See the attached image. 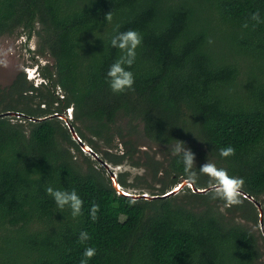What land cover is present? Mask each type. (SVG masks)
I'll use <instances>...</instances> for the list:
<instances>
[{
	"label": "trees",
	"instance_id": "1",
	"mask_svg": "<svg viewBox=\"0 0 264 264\" xmlns=\"http://www.w3.org/2000/svg\"><path fill=\"white\" fill-rule=\"evenodd\" d=\"M257 10L264 17V0H0V37L36 34L37 54L54 62L41 69L39 87L22 72L0 88V114L42 118L71 108V124L97 154L101 142L111 147L116 133L132 136L139 128L159 146L181 141L193 153L198 146L243 178L242 190L263 206L264 23L249 20ZM117 26L143 37L128 69L133 89L120 94L107 83L120 54L110 46ZM65 123L0 117V264H80L88 246L97 250L88 264H264L255 235L234 220L237 213L254 217L252 200L241 195L240 205L227 207L189 187L180 199L121 195ZM226 146L235 149L227 159L219 156ZM129 147L122 154L104 151L102 159L122 165L137 151ZM165 161L162 187L150 195H164L186 178L178 157ZM159 162L129 164L157 171ZM126 175L118 183L134 189ZM201 183L198 174L196 187H207ZM49 184L75 188L83 214L73 219L69 209L57 208ZM81 231L91 237L84 244Z\"/></svg>",
	"mask_w": 264,
	"mask_h": 264
},
{
	"label": "rangeland",
	"instance_id": "2",
	"mask_svg": "<svg viewBox=\"0 0 264 264\" xmlns=\"http://www.w3.org/2000/svg\"><path fill=\"white\" fill-rule=\"evenodd\" d=\"M38 44H39V38L36 34L29 37L28 33L22 30L17 31L12 35H5L0 37V88L1 89H6L7 87H9L13 83L16 76L22 72L26 74L27 78L31 77L32 80L31 82L34 83L35 85L36 82L33 80L35 76L34 70L29 69V72H26L27 68L36 66L37 63L40 65H48V64L49 66L53 65L54 63L53 59L48 53H45L47 55L44 54V56L37 54L36 51L38 49ZM57 91H59V89H57ZM66 115L70 121L73 120V111L71 108L67 109ZM122 124L124 125L122 126ZM65 125L67 126L66 123ZM78 125L81 128H83L81 124ZM126 125H127L126 122L119 124L120 127L122 126L124 128L126 127ZM138 132L137 134H134L132 136H129L126 130L123 132L122 135L116 133V135L114 136L115 139L113 145L111 147H108L104 143L99 142L103 153L104 151H107L109 153L122 154V152H126L130 150L129 143H132L134 146L137 147V151L131 153V155H133L134 157L133 160H127L125 161V163L119 166H115L114 164L109 163L111 171L115 173L116 178L121 173L127 174L125 178H128V181L134 184V189L129 188V189H125V191L135 195H140L142 192H147L144 194H149L150 193L149 189L154 190L156 192L162 187V184H160L159 177L162 176V173L166 165L165 157L171 154L170 151L171 147L159 146L151 142L148 138H146L143 135L142 128H139ZM84 142L88 144L87 141ZM84 153L86 155H89V153L86 152ZM103 153L98 154V156L101 159ZM204 153H205V149L198 148L197 146V150L194 152L196 157L195 165L198 166L202 165L209 159L212 162H214L218 167L217 161L214 160L213 158H210L208 155H205ZM90 157L93 161L95 160L91 155ZM153 160L160 161L159 162L160 169L157 171L155 170L154 166L130 165L134 162L143 161L145 163H149L152 162ZM79 163H83V158H79ZM155 173L157 174L155 175ZM107 176H109V173H107ZM199 178L200 180L203 181L201 185H207L208 177L204 175H199ZM137 184H140L141 186H138ZM186 193H187L186 190H182L176 195V197L180 199L181 197H184ZM221 210L224 213L228 214L230 218L234 215L229 213L226 207H221ZM234 220L255 235V238L259 245V249L261 251L260 261L264 262V236L262 235L261 232L260 222H259V212L257 208L253 218H249L243 214L237 213L234 216Z\"/></svg>",
	"mask_w": 264,
	"mask_h": 264
},
{
	"label": "clouds",
	"instance_id": "3",
	"mask_svg": "<svg viewBox=\"0 0 264 264\" xmlns=\"http://www.w3.org/2000/svg\"><path fill=\"white\" fill-rule=\"evenodd\" d=\"M106 21L109 23L112 20V15L109 13L106 16ZM249 20L253 23V26L264 23V17L261 16L259 10L252 13ZM249 22L245 21L242 28L247 29ZM143 37L136 31L129 29L124 32L119 31V26L115 29V34L110 40V46L119 50L117 59L110 65L107 72V83L111 91L114 94L124 93L132 90L135 78L134 73L129 71L137 58V49L142 45ZM208 43L212 44L214 41L209 38ZM171 155L179 158V162L183 165L185 173V181L189 187L195 183L199 175L208 177L206 194L212 201H222L225 206L231 207L240 205L242 203L241 195L242 189L245 184L243 178L231 176L224 168H219L211 160H207L204 164L200 165L199 170H196V157L191 149L186 145L177 141L170 149ZM235 155V149L232 146H226L219 149V156L221 158H229ZM46 193L55 201L56 207L63 211L65 208L69 209L73 219L78 218L83 214L82 209L84 201L79 196L75 188L69 189H57L51 184L46 187ZM99 211V205L93 203L90 208V217L93 222L97 220V213ZM90 236L87 231H81L79 233L78 240L81 244L90 240ZM97 254V250L94 247L88 246L83 252V256L80 260V264H88Z\"/></svg>",
	"mask_w": 264,
	"mask_h": 264
},
{
	"label": "water",
	"instance_id": "4",
	"mask_svg": "<svg viewBox=\"0 0 264 264\" xmlns=\"http://www.w3.org/2000/svg\"><path fill=\"white\" fill-rule=\"evenodd\" d=\"M18 116V117H26L27 119H29L30 121L33 122H41L50 118H54V117H59L60 119H63L66 121L67 127L70 131V134L72 135L73 139L79 143V145L81 146L82 150L86 153H89V155H91L96 161H98L100 163V165L102 167H104L107 172L109 173V177L112 183V186L116 189V191L121 194V195H125V196H131L133 198H147V199H157V198H169L172 196L177 195L179 192H181L185 187H189L186 183H184L185 179L181 180V183H179L173 190L169 191L168 193L164 194V195H149V194H140V195H135L132 193H128L127 191L123 190L122 187L120 186V184L117 181L116 175L115 173H113L111 171L110 165L108 162H106L105 160L101 159L97 153H95L92 148L85 143L78 135V133L76 132L75 128L73 127V125L71 124L69 118L67 117V115L64 114H55V115H51L49 117H42V118H38V117H30V116H26L23 113H15V112H4L0 114V117L3 116ZM194 193H199V194H206V188H198L196 187L195 183H193L191 185V187H189ZM242 195L250 200H252L256 207L258 208L259 211V222H260V228H261V232L262 235L264 236V210H263V206L257 201L255 200V198H253L251 195L247 194L245 191L242 190Z\"/></svg>",
	"mask_w": 264,
	"mask_h": 264
},
{
	"label": "flooded vegetation",
	"instance_id": "5",
	"mask_svg": "<svg viewBox=\"0 0 264 264\" xmlns=\"http://www.w3.org/2000/svg\"><path fill=\"white\" fill-rule=\"evenodd\" d=\"M43 66H45V65H40V64L37 63L36 66H33L31 68L28 67L27 68V71H26V72H29V69H33L34 70L35 76H34V79L33 80L36 82L35 86H37V87H39V86H41V84L45 83V80L43 79V77L41 75V69L43 68ZM26 78H27V76H26ZM29 79H28L29 81H32L31 80V77ZM37 82H39V83H37Z\"/></svg>",
	"mask_w": 264,
	"mask_h": 264
}]
</instances>
